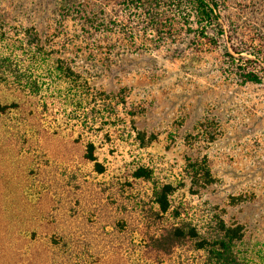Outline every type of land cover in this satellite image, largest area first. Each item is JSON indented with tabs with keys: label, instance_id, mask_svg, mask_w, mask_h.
I'll list each match as a JSON object with an SVG mask.
<instances>
[{
	"label": "rangeland",
	"instance_id": "rangeland-1",
	"mask_svg": "<svg viewBox=\"0 0 264 264\" xmlns=\"http://www.w3.org/2000/svg\"><path fill=\"white\" fill-rule=\"evenodd\" d=\"M242 1L227 3L238 7ZM39 2L3 0L0 8L8 21V5L27 4V13L13 11V22L43 33L51 23L28 16L30 10L37 14ZM244 19L264 31V17L247 12L239 23ZM68 26L82 34L68 49L78 54L75 66L89 78L90 91L104 92L101 104L116 109L108 119L114 123L85 127L82 114L63 112L43 98L46 107L27 103L0 110V252L7 261L13 233L16 244L32 239L40 264L52 259L44 256L50 251L44 246L69 253L79 239L78 264H142L140 231L154 236L170 224V214L153 215L152 190L172 182L171 200L185 222L202 230L211 215H219L227 224H240L238 248L247 264H264V84L236 78L217 51L193 49L183 32L158 48L117 41L112 51L104 40L98 43L104 33L93 36L85 29L83 35L76 21ZM109 55V65L95 62ZM10 94L8 81H0V106H8ZM75 139L96 143L105 171L93 169ZM190 162H206L211 181L191 182L185 172ZM138 164L151 168V179L132 177ZM112 228L115 234L117 228L129 229L117 234L124 242ZM54 234L63 240L54 244ZM109 244L122 245L120 253Z\"/></svg>",
	"mask_w": 264,
	"mask_h": 264
},
{
	"label": "trees",
	"instance_id": "trees-1",
	"mask_svg": "<svg viewBox=\"0 0 264 264\" xmlns=\"http://www.w3.org/2000/svg\"><path fill=\"white\" fill-rule=\"evenodd\" d=\"M39 1L35 5H39L37 14L30 10L28 16L33 17V20L40 16L48 25L51 23L50 29L43 33H39L35 25L24 27L13 22L17 19L13 11L27 13V4L20 3L14 9L8 5V21L7 11L4 12V7L0 8V81H8L10 96H13L8 106H0L1 111L7 108L18 110L28 106L27 103H41L46 107V103L40 102L43 98L44 102L48 99L50 104L59 106L63 112L70 110L82 114L81 124L85 127L92 128L98 122L101 125L114 123L108 119L115 114L116 109H108L111 107L109 103L108 108L101 104L104 92L101 94L93 88L94 91H90L89 78L80 72L81 67L75 66L78 54L73 56L68 50L73 40L80 39L82 35L79 29L70 30L69 20L78 23L83 35L85 29L93 36L98 32L104 33V38L99 40L98 37V43L104 40L112 51L117 49V41L118 45L128 43V47L146 42L158 48L183 32L191 36L189 45L193 49L217 51L228 72L236 78L243 82L264 84V31L247 19L241 23L238 20L239 15L243 16L247 12H252L253 17H264V0H253L254 3L243 0L238 3V7L229 5L228 0ZM0 4H3V0H0ZM82 39L86 37L82 36ZM110 57H98L95 62L101 67L109 65ZM101 136L110 139V133ZM140 138L143 140V136ZM75 144L81 148L82 157L93 164L96 172L105 171L103 163L97 158V147L93 140L75 139ZM185 172L191 182L208 183L212 179L206 162L199 165L190 162L185 166ZM131 175L134 179L149 180L152 170L138 164ZM173 191L172 182L155 185L152 190L153 215L163 218V215L170 214V224L168 228L157 229L160 232L154 236H144L143 230L140 231L142 245L139 246V253L142 264H247V259L238 248L244 233L240 224H227L221 216L211 215L207 228L201 230L180 217L179 207L174 206L171 200ZM113 229L111 233L124 242L120 237L129 229L117 228L116 233L122 235L115 234ZM58 237L54 234L50 239L57 244L63 240L61 234ZM9 238L8 261L0 252V264H40L42 254L31 247L32 239L16 244L12 239L13 233ZM112 240L109 239L111 243ZM80 242L81 239L73 243L69 253L44 246L45 250H50L45 251L44 256H52L49 264H78L81 261L80 251L83 252V246L78 248ZM121 246L115 248L108 245L114 252L116 249L115 255L120 253ZM184 246L182 251H178ZM175 253L178 255L175 256Z\"/></svg>",
	"mask_w": 264,
	"mask_h": 264
}]
</instances>
